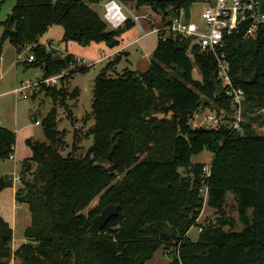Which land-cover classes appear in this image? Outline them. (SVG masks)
<instances>
[{
    "label": "trees",
    "instance_id": "trees-1",
    "mask_svg": "<svg viewBox=\"0 0 264 264\" xmlns=\"http://www.w3.org/2000/svg\"><path fill=\"white\" fill-rule=\"evenodd\" d=\"M12 1L11 14L0 22V55L5 42L19 54L32 47L34 60L22 63L26 69L41 68L44 79L74 62L73 55L54 57L39 43L52 26L63 28L64 42L115 48L123 30L135 25L129 18L124 28H110L92 7L102 0ZM119 1H136L137 11L150 7L165 19L198 0ZM248 25L225 35L217 51L229 62L232 86L244 91L245 118L264 114V23L249 38ZM108 72L104 68L95 79L93 144L84 156L76 154V137L63 154L64 131L55 107L41 122L46 142L26 140L32 155L22 162L23 187L16 200L29 205L31 223L26 241L13 251V229L0 218V264L12 258L19 264H145L161 248L172 257L169 264H264V135L243 122L242 129L228 120L214 128L190 123L211 104L226 116L234 114L215 55L203 52L193 38L172 35L159 39L147 71L127 69L119 77ZM43 91L56 104L66 97V90L44 85ZM15 144L16 133L0 126V161L14 155ZM204 151L213 154L206 206L222 215L201 225L204 164L192 158ZM13 181V176H0V193ZM228 193L235 197L241 229L223 210ZM97 198L98 206L85 214ZM109 205L120 207L118 215L99 235L90 234L94 218ZM195 226H202L197 240L189 237Z\"/></svg>",
    "mask_w": 264,
    "mask_h": 264
},
{
    "label": "rangeland",
    "instance_id": "rangeland-1",
    "mask_svg": "<svg viewBox=\"0 0 264 264\" xmlns=\"http://www.w3.org/2000/svg\"><path fill=\"white\" fill-rule=\"evenodd\" d=\"M107 0H102L99 5H93L92 7L103 16V6ZM201 1V0H200ZM135 2L127 3L125 7L127 8V15L131 18V13L133 14H149L151 19L141 20V24L145 31L149 32L147 36L143 35V32L138 24H135L130 29L123 30V33L119 36L120 45L115 48H110L106 43H92L88 46L79 45L74 41H63V28L60 25L52 26L49 31L46 33L43 38L40 39V42L44 43L47 38V45L50 46L49 51H51L54 57L63 56L64 51L62 48H65L68 44V48L73 52L74 62L70 65L65 72L62 73V76L55 82L50 84L41 83L43 78V71L41 68H25L23 63L19 58L20 54L27 58L32 53V47H26L19 54L17 49L11 45L9 42H5L1 48V56L6 59L4 65L0 66V77L5 73L6 77L12 82H17L18 80H31V82H40V85L37 86L31 93V97L24 99L21 96H17L19 101L17 103L16 97L10 95L7 102L9 106L13 109L18 110L19 120L26 121L29 120L31 123L35 124L41 122L47 113L55 107L58 112V128L64 131V141L65 146L63 149V154H68L72 149V144L74 138H77L79 144L78 156H84L88 149L93 144V138L90 133L93 125L94 119L92 115V103H93V89L96 77L103 71L104 68H108V75L111 77H119L127 69L137 72H145L148 70L151 61L153 51L159 41L157 34L151 32L152 26H160L161 18L163 15H159L152 11L150 7H142L139 11L135 9ZM15 5V1L9 0L4 3H0V22L8 19L9 15L12 12V9ZM204 3L195 2L193 5L183 7L186 10L187 19L192 18L193 21L200 23V14L203 9ZM168 16L174 18L175 13L170 11ZM126 25V24H125ZM123 25L121 28H124ZM153 26V27H154ZM2 34V27L0 25V38ZM43 45V44H42ZM46 46V45H44ZM52 48V49H51ZM119 49L118 52L108 55L111 51ZM24 54V55H23ZM107 55V56H106ZM81 56V57H80ZM120 58L119 64L109 65L113 63L116 58ZM100 58V59H99ZM98 59V60H97ZM82 60H86L87 63H83ZM17 62L16 66L12 70L8 71V67ZM81 67L89 68L85 73L80 72ZM72 72V73H71ZM71 73L70 75H68ZM195 78L199 79L200 75L197 69L194 70ZM65 77V78H64ZM48 88H55L57 90H66L65 99L60 98L56 104L50 96H47L46 93L40 92L42 86ZM35 96V97H34ZM10 101V102H9ZM7 103V104H8ZM63 103V104H62ZM210 112V113H206ZM205 114H213L219 123L228 122L233 123L235 115H225L224 110H218L217 107L211 105L202 106L194 115L191 120V126L193 128H214L217 126V123L213 121H205L203 119ZM251 116V117H250ZM248 118H245L242 115L241 122L243 125L250 124L253 129V133L257 135H264V114L254 113L251 114ZM242 123L239 124L238 128L241 127ZM38 131H42V126L36 127ZM40 137L38 141L46 142L44 135ZM41 139V140H40ZM16 147L20 151H23L25 144L20 139L16 141ZM213 159V154L204 151L198 155H195L192 158L193 162L203 163L204 166L211 164ZM6 161V160H5ZM0 162V172L2 168L6 166L8 169H13L14 164L8 162ZM4 164V165H3ZM36 168V165H35ZM5 176V175H4ZM18 177V175H17ZM19 182V181H16ZM8 199V200H7ZM20 204V203H19ZM99 204L98 198L95 199L90 206L84 211L85 214H88L93 208H96ZM226 218H229L235 221L236 228L241 229L242 225L239 221V215L237 212V205L235 197L232 193H228L226 198V204L223 208ZM16 215L18 218V225L15 227L12 246H19L24 242V232L26 225L30 222V211L28 208V213L26 209L18 207L15 209L12 206L11 200V191L10 188H7L0 194V218L8 222V219L13 215ZM222 214L205 206L202 210V213L199 218V224H204L208 221L215 222L219 216ZM199 236L198 227H193L189 232V237L193 240H197ZM172 261V257L165 254L164 248L159 249L154 257L145 264H169ZM11 264V263H10ZM13 264H19L17 260L14 259Z\"/></svg>",
    "mask_w": 264,
    "mask_h": 264
},
{
    "label": "built area",
    "instance_id": "built-area-1",
    "mask_svg": "<svg viewBox=\"0 0 264 264\" xmlns=\"http://www.w3.org/2000/svg\"><path fill=\"white\" fill-rule=\"evenodd\" d=\"M197 2L204 3L200 14V23L193 21L192 18L187 19V9L181 8L175 14L174 18L167 16L164 19L162 17L161 25L158 27L153 25L154 27L152 26L151 32L157 34L161 40H166L172 35H182L185 38H193V40L199 44L203 52L213 53L215 55L219 79L223 87L226 88V95L232 99L234 105L235 119L233 120V125L234 128H238L243 115L244 91L232 86L229 62L225 59L223 53L219 54L218 52L223 47L225 35L238 31L240 25L244 22H249L245 37L249 38L256 34L259 25L264 23V2L263 0H198ZM103 10L104 20L108 26L113 29L122 27L130 18L126 13L127 8L125 4L119 0H107L104 3ZM148 19H151L149 14L141 15L131 13V20L140 26L144 36H147L149 32L145 31L141 24V20ZM46 47L50 49L49 45H46ZM21 54L19 56L21 61L32 62L34 60V54H30L25 60L24 56ZM82 61L84 64L87 63L86 60ZM61 76L62 74L52 76L42 80L41 83L50 84L58 80ZM39 85L40 82L34 83L31 82V80H24L14 90V93L17 96L28 99L31 97L32 91ZM203 119L205 121H213L217 123V125L220 124V118L217 119L213 114H205ZM37 124H40V122H37ZM11 158H13V155ZM210 177L211 164L203 167L202 184L199 190L200 196L204 201V207L209 198L208 180ZM14 180L19 181V176H15ZM201 231L202 226L198 227V232Z\"/></svg>",
    "mask_w": 264,
    "mask_h": 264
},
{
    "label": "crops",
    "instance_id": "crops-1",
    "mask_svg": "<svg viewBox=\"0 0 264 264\" xmlns=\"http://www.w3.org/2000/svg\"><path fill=\"white\" fill-rule=\"evenodd\" d=\"M47 34H45V35H47ZM47 39H49V38H47ZM47 39L44 43H42V42H39V43L43 44V45H47V43H46ZM62 49L63 50H61V51L65 52L63 56H65L66 54L76 55V54H73V52L68 48V44H66L65 48H62ZM118 51H119V49H115V50L111 51L108 55H112L113 53H116ZM76 56L79 57V55H76ZM5 62H6V59L1 56L0 66L4 65ZM16 64H17V62H14L13 64H11L7 69L8 71H6V72H9L10 70H12L14 68V66H16ZM22 81L23 80H18L16 83L12 82V80H10L6 77L5 73H3V75H1V77H0V126L14 131L16 133V141L18 140V138L20 136V139L25 144V148L23 151H20L18 149V147H16V144H15V152H14L13 158H10V159L5 161L8 163L10 162V163L14 164V168L12 170L8 169L7 166L5 168H2V170L0 172V176L7 175V176H13L14 178L17 175L19 176L20 172H21V168H22V162L25 159L30 158L32 155L31 149L26 145V140L31 139V138L39 140V138L43 137L42 135H44L43 130L42 131L37 130L36 127L41 126L40 124H37V121H35L36 123L33 124V123H31V121L29 122V120H26L23 122L21 120H19L18 110L13 109V107L15 105H13L11 108L9 106V103L7 102L8 100H6L7 98H9L10 95H14L16 97L15 99L18 103L19 98L14 93V90L20 85V83ZM44 137H45V135H44ZM40 142H43V141H40ZM0 162H4V161H0ZM35 165L36 164L33 163V166H32L33 170L35 169ZM22 187H23V185H22V182L20 181V178H19V182H16L15 180L13 181V186L10 187L12 206L15 209H17L18 207H21L23 209L25 208L27 213H28L29 205L26 203H20L19 204L16 200V193ZM2 193L3 192H1L0 194H2ZM8 223L11 226V228L13 229V236H14L15 227L18 225L17 216L14 214L12 217H10V219H8ZM30 223H31V213H30V222L27 223L26 228L30 225ZM25 241H26V238L24 237V242ZM19 246H15V247L12 246L13 251H15ZM10 263L11 264L14 263V258L9 260L8 264H10Z\"/></svg>",
    "mask_w": 264,
    "mask_h": 264
},
{
    "label": "water",
    "instance_id": "water-1",
    "mask_svg": "<svg viewBox=\"0 0 264 264\" xmlns=\"http://www.w3.org/2000/svg\"><path fill=\"white\" fill-rule=\"evenodd\" d=\"M119 211L120 207L117 205H109L104 208L102 212L94 218L88 232L93 235H99L107 223L118 215Z\"/></svg>",
    "mask_w": 264,
    "mask_h": 264
}]
</instances>
